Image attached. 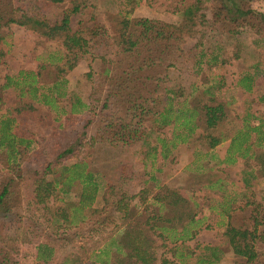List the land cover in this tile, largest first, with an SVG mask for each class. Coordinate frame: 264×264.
Listing matches in <instances>:
<instances>
[{
  "label": "trees",
  "instance_id": "16d2710c",
  "mask_svg": "<svg viewBox=\"0 0 264 264\" xmlns=\"http://www.w3.org/2000/svg\"><path fill=\"white\" fill-rule=\"evenodd\" d=\"M140 1L117 0V29L111 42L102 45L104 32L99 26L69 27L70 17L81 12L83 0H0V66L9 52V34L2 29L9 25L50 43L49 50L32 57L37 62L35 72L21 70L4 76L0 85V91L14 95L11 106L0 111V264H13L16 238L7 235L18 230L33 234L40 264H50L56 246L64 247L68 241L81 248L93 244L90 251L96 264H168L156 256L154 240L164 248L171 245L169 251L193 240L200 225L194 211L197 205L159 187L154 176L141 180L133 174L136 162L131 161L117 166V180L128 185L131 194L103 179L102 205L97 209L93 203L102 176L90 161L94 143L143 144L153 130L168 127L169 138H155L157 148L142 152L140 165H146L148 155L164 161L177 145L189 141L206 151L227 142L221 163L232 164L237 158L244 162V194L239 200L225 195L223 178L214 175L220 161L212 165L210 159L206 165L211 172L197 185L211 189L213 183H222L221 202L213 204L216 227L231 255L242 264H264V192L258 200L250 192L256 169L264 173V117L245 114L230 136L220 132L225 115L215 97L224 81L214 74L230 60L236 61L244 67L236 86L246 94L252 91L260 66L258 61L246 66L244 48L246 52L249 46L264 49V12L248 6V0H192L177 9L176 23H166L132 17ZM208 31L216 33L217 42L207 44ZM246 32H251L252 40L245 47L241 36ZM188 42L192 44L187 47ZM113 47L116 59L109 57ZM94 60L108 63L94 79L91 71L86 74L91 84L98 79L100 100L88 97L85 103L68 96L67 74L80 62ZM169 71L195 77L202 86L191 82L184 98L182 86L161 90ZM195 90L206 102L188 106L186 99ZM257 100L264 103V96ZM36 107L53 113L56 125L37 132L39 143L33 146L32 135L18 129L20 116ZM250 163L256 164L254 172ZM213 208L208 207L211 212ZM29 211L33 219L37 212L48 217L30 222ZM205 251L211 254L199 263L215 264L214 248Z\"/></svg>",
  "mask_w": 264,
  "mask_h": 264
},
{
  "label": "rangeland",
  "instance_id": "374dc122",
  "mask_svg": "<svg viewBox=\"0 0 264 264\" xmlns=\"http://www.w3.org/2000/svg\"><path fill=\"white\" fill-rule=\"evenodd\" d=\"M83 1L84 6L81 12L71 16L69 19L70 29L75 30L81 25H97L104 32V37L101 41L102 45L106 43L109 44L117 29V10L119 9L117 0ZM191 1L192 0H142L134 7L131 16L134 18L159 20L166 23H176L179 20L177 9H179L181 4ZM247 4L251 8L264 12V0H248ZM61 8L64 9V6ZM2 32L9 34L6 40L9 43V52L7 53L4 65L0 66V85L3 83L4 76L15 75L21 70L35 72L37 62L32 57L44 53L45 50H49L48 48L50 45V43L39 39L35 35L15 25H9L3 28ZM206 34H208L207 44L217 42V36L214 35L216 34L214 31H208ZM222 39L224 40L223 37ZM251 40V32H246V34L241 36V41H243V46L245 47L247 45L249 46ZM191 44V42H188L186 46L188 47ZM250 48L251 46H249L247 52L244 48L247 59L246 66L258 61L261 75L256 79L252 91L249 94L242 92L236 86L240 72L244 69L238 62H230V60V63H225L220 69L214 72V74L221 76L224 81V88H222L215 97L216 103L222 105L225 115L218 129H220V132L229 136L239 127L240 120L245 114H252L258 118L264 117V103H260L257 100L260 96H264V49ZM110 51L112 53L109 57H114V59H116L117 56L114 54L115 48H110ZM97 52L101 53V50ZM97 52L95 53L96 55ZM107 64L105 65L104 62H99V60L80 62L65 78V91L68 96L78 97L85 103L88 99L90 100L88 97L100 100L101 97L96 94L98 88L95 82H97L98 79L92 84L90 80L94 79L96 77L95 74L101 70L102 66H107ZM89 71L92 73L91 79L86 77ZM169 72L171 73H167L161 90L162 88L177 89L182 86L184 90L182 91L181 98H184L188 94L187 87L191 82L196 80V86H202L200 83L201 81L195 77L193 78L187 74L181 77L174 74V71ZM102 88L101 85V89ZM192 94V97L190 96L186 99L188 106L194 104L201 105L206 102L205 98L200 95L197 90L193 91ZM13 99L14 95L12 93L0 91V111L6 106H11ZM94 112L97 111L95 110ZM53 116V113L49 112L47 109L36 107L35 110L20 116L22 125L18 130L22 133H29L32 135V140L34 142L33 146H36L39 143L37 132H44L48 128L56 125L53 121ZM249 121L252 123L254 120L249 119ZM98 123L99 119H94L92 124L93 130ZM169 134L170 127L156 131L153 130L143 144L137 142L131 146L124 147H111L99 142L94 143L90 153L91 167L97 171L102 178L98 177V193L93 206L97 209L101 207V196L104 183L108 181L116 184L120 191L124 188V190H127L131 194V189H129L128 185H124L123 182L117 180V176L119 175L117 166L121 164L125 165V162H136L135 164L133 163V174H138L141 180H146L149 176H154L160 182L159 187L174 190L187 199L189 203L194 202L197 205L194 211L196 219L200 220V225L198 226V232L194 239L183 243L181 246L178 244L175 251H169L171 245H167V247L164 248L161 242L155 239L153 249L158 258L161 257L167 260L168 264H202L199 263L201 258L204 255L207 256L211 254L205 251L207 247L214 248V256L217 257L215 264H242V260L231 255L219 229L216 227L215 222H217L216 219L218 220V218L216 216L214 217V214H212L217 211L215 210V205L219 201L221 202L219 193H222L223 189L221 188L222 186L219 187V185L222 183L214 184V177H212L214 181L211 182L213 183L211 189L201 188L197 183L205 174L211 172L210 167L206 165L208 159H210L209 164L212 165L220 161V163L216 165L218 173L214 175L223 178L222 180L227 188V190L224 188L225 195L230 200H239L240 194H244L243 185L241 183V170L245 169L244 162L237 158L232 164L224 165L221 163L225 155L227 142H223L212 151H206L198 145V142L192 144L189 141L186 144L177 145L175 149L171 150L168 159L164 161H161L158 157L153 159L152 155H148L146 157V165H140V155L142 152H146L153 148L152 146L155 145V138H169ZM155 147L157 148L156 145ZM255 166V163H250V167L253 168L252 172L255 171ZM158 169L159 172L157 171ZM214 172H216L215 169L212 170V175ZM254 174L256 177L251 181L252 187L250 192L252 193V197L258 200L264 192V173L256 169ZM133 181L137 182L136 180ZM219 182H221V180H219ZM211 205L214 206L212 212L208 209ZM141 207H144V204H142ZM149 210L150 208H148V212ZM43 217H48L46 212H37L34 219L42 221ZM34 219L29 211V221L33 222ZM79 233L84 237L86 236V232L84 233L82 231ZM31 235L33 236V234ZM31 235H29V233L23 234L21 230L7 235L11 237V239L13 236L16 238V241L13 242L16 250L15 253L12 254L13 264H40L35 259V238ZM68 242L64 247L56 246L50 264H96L93 262L94 253L91 254L90 251L92 248L90 245L93 244L89 243L85 248H81L76 247V243H71V241L70 243Z\"/></svg>",
  "mask_w": 264,
  "mask_h": 264
}]
</instances>
